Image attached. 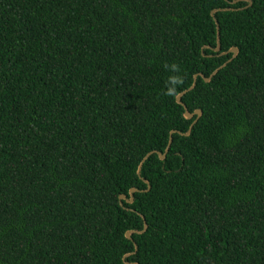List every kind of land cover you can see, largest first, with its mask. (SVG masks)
Segmentation results:
<instances>
[{"label":"trees","instance_id":"1","mask_svg":"<svg viewBox=\"0 0 264 264\" xmlns=\"http://www.w3.org/2000/svg\"><path fill=\"white\" fill-rule=\"evenodd\" d=\"M250 1L0 0V264H264Z\"/></svg>","mask_w":264,"mask_h":264},{"label":"water","instance_id":"2","mask_svg":"<svg viewBox=\"0 0 264 264\" xmlns=\"http://www.w3.org/2000/svg\"><path fill=\"white\" fill-rule=\"evenodd\" d=\"M226 1H229V2L231 1V4H233V5H236V4L240 3V2H246V3H248V7H247V8L252 7V5H253L252 1H250V0H226ZM228 11H236V10H235V9H216V10H213L212 13H211V16L214 18V20H215V22H216V25H217V29H218V37H217L218 45H217V48L214 49V52H215V53H220V52H221L219 23H218V21L216 20L215 15H216L217 13H220V12H228ZM238 53H239V52H238V49L233 48V49H231L229 52L222 54V55L233 54V58H232L230 61H228L226 64H224L221 68L217 69V70L211 75L210 78H205L204 75H202V74H200V75H196V76L194 77L193 85H192L188 90H186L185 92H183V93H181L180 95L177 96V99H176V100H177V103H178L179 105L183 106L184 109H185V113H184V117H185V119H186V120H192L194 117H197V119L192 123V125H191L189 131H188L185 135H183V134H181V133H180V135H183V136L189 137L190 134H191V132H192V130H193V128H194V126L197 124V122L199 121V119H200L201 116H202V111H200V110H197V111L194 112L193 114L190 113V112L188 111L187 107L185 106V104L182 102V98H183L187 93H189V92H191V91H193V90L195 89V87H196V85H197V79H198L199 76H200L201 78H203V79L205 80L206 83H210L213 77H215V76H216L221 70H223V69H224V68H225L230 62H232V61L237 57ZM174 133H175L174 131L171 133V136H170V142H169V145H168V147H167L165 153L162 154V153H158V152H156V153L159 155L160 160H162V161H164V160L166 159V157H167V155H168V153H169V151H170V148H171V145H172V142H173L172 135H173ZM153 154H155V153H150V154H148V155L145 157V159L142 161V163H141V165L139 166V169H138V175H139V177H141L142 167H143L144 163H145L146 160H147L150 156H152ZM144 182L148 185V187H149L148 190H150L149 182L146 181V180H144ZM137 192H138L137 189H131V191H130V199H129V200H128L127 197L124 196V195L120 196L119 200H120V204H121V206L123 205V202H126L127 204H130V205L133 204V203H134V195H135V193H137ZM142 219L144 220V227H145V228H144V231H142V232H138V231H129V232L126 234V238H127L128 240L133 241V239H132V235H134V234L142 235L143 233H145V231L147 230L148 226H147V223H146L145 219H144V218H142ZM135 249H136V251H135L133 254H135V253L137 252V250H138V248H137L136 245H135ZM133 254H130V255H126V256H125V258H124V262H125L126 264H137V263H127V262H126V259L129 258V257H130L131 255H133Z\"/></svg>","mask_w":264,"mask_h":264}]
</instances>
